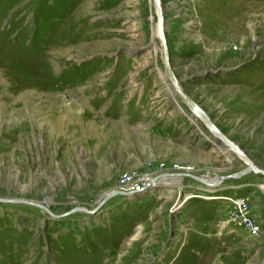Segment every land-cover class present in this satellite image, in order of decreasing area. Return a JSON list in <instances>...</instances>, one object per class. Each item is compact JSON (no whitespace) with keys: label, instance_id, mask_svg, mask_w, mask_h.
<instances>
[{"label":"rangeland","instance_id":"374dc122","mask_svg":"<svg viewBox=\"0 0 264 264\" xmlns=\"http://www.w3.org/2000/svg\"><path fill=\"white\" fill-rule=\"evenodd\" d=\"M161 5L183 90L264 166V0ZM155 26L152 0H0V264H264L224 189L259 182L173 104Z\"/></svg>","mask_w":264,"mask_h":264},{"label":"water","instance_id":"95a60500","mask_svg":"<svg viewBox=\"0 0 264 264\" xmlns=\"http://www.w3.org/2000/svg\"><path fill=\"white\" fill-rule=\"evenodd\" d=\"M154 4V14H155V34L160 44V56L161 62L164 68V73L166 75V79L175 93V96L179 100V103L184 106L188 112L190 113L191 117L199 122L201 126L204 127L206 133L209 136H212L214 140L211 144L214 147H224L228 149L231 153L235 154L236 156L240 157L244 161L245 168L242 171L237 172L234 175H231L232 178H241L248 174H254L255 176H259L262 180H264V168L260 167L255 163V161L244 151L242 150L238 144L230 139V137L224 134L218 126L213 122L207 113H205L183 90L182 86L178 82L176 78L171 63H170V56H169V49L167 44V39L165 36L166 24L164 18V12L161 5V0H152ZM179 177L182 179L185 177L184 174H179ZM2 201V199L0 200ZM183 203L182 200H177L176 208L181 206ZM75 211H79L81 213H89L92 214L94 211H89L87 209H75ZM54 219H61L64 216H56L50 214Z\"/></svg>","mask_w":264,"mask_h":264},{"label":"crops","instance_id":"0c3cea01","mask_svg":"<svg viewBox=\"0 0 264 264\" xmlns=\"http://www.w3.org/2000/svg\"><path fill=\"white\" fill-rule=\"evenodd\" d=\"M174 102V101H173ZM176 107H177V104L176 103H173ZM181 112V111H180ZM185 116V115H184ZM187 116V115H186ZM188 118V120L190 119L189 117H187ZM190 121V120H189ZM191 122V121H190ZM72 126L74 125V124H71ZM197 128V127H196ZM196 131H197V129H196ZM194 132V131H193ZM200 132H202V131H200ZM200 134V133H199ZM199 134H198V136H199ZM202 134V133H201ZM191 135V134H190ZM190 135H188V136H190ZM202 136H203V138L206 140V139H209L210 137H208V136H205V134H202ZM195 137H196V135H195ZM197 141H198V138H197ZM199 143L198 144H201V143H203V144H205V141L202 139V140H199L198 141ZM211 147V146H210ZM217 149H219L218 147H216ZM222 154H223V156L225 157V155H224V153L223 152H221ZM226 158V157H225ZM228 160V159H227ZM228 162L229 163H231V161L230 160H228ZM239 164V163H238ZM237 165V164H236ZM243 165H244V163H243ZM260 167H262V168H264V166H261L260 165ZM245 167H243V169H244ZM242 169V170H243ZM239 170V169H238ZM240 171V170H239ZM239 171H237V172H239ZM175 176V175H174ZM179 176V175H178ZM248 176H251L250 177V179L252 180L251 182H256V180H257V182H259V185H261V184H263L264 183V180H262L259 176H255L254 174H248ZM247 177V176H246ZM180 178V177H179ZM177 179V180H175V182H176V185L178 184H180L181 185V183H182V179L180 180V179ZM241 178H244V176L243 177H241ZM220 181H218V182H214V183H207V182H205V181H202V187H200V189L201 188H203V187H209V189H201L203 192H209L211 189H216L215 188V186H218V183H219ZM246 182V181H245ZM244 182L242 181V180H240V181H238V182H233L232 184H231V186H227L226 184L224 185L225 187H224V189H228L230 192H231V194H232V196L233 197H238V198H240V197H249L248 199H249V201H250V205H251V208H252V212H251V214L253 215V214H255L256 216V220L258 221L257 223H259V225H260V229H261V226L263 227V224H264V201H262V199L263 198H258V196L260 195L261 197H264L263 195H262V193H261V191H260V189H259V191H260V193H259V195L258 194H255V193H251V192H248V193H246V191H244L243 189L245 188L244 186H242V184H243ZM259 185H258V188H259ZM246 187H248V186H246ZM247 189V188H246ZM251 193V194H250ZM190 194H184L183 195V197H185L184 199V201L186 202V200H187V198H188V196H189ZM191 196V195H190ZM192 197H194V196H192ZM219 197H222V196H217V198H214V199H219ZM189 198H191V197H189ZM262 213V216L263 217H261V214ZM262 224V225H261Z\"/></svg>","mask_w":264,"mask_h":264},{"label":"built area","instance_id":"2783aa9c","mask_svg":"<svg viewBox=\"0 0 264 264\" xmlns=\"http://www.w3.org/2000/svg\"><path fill=\"white\" fill-rule=\"evenodd\" d=\"M142 178L139 179V177H136V181H129L127 183H124L126 185H121L122 188L130 186L131 184H134V186L139 182H144L145 180H142ZM133 182V183H132ZM136 183V184H135ZM130 186V187H134ZM140 188H137L135 191H138ZM260 191L262 195L264 196V183L260 185ZM229 202H231L234 206V212H233V221H237L245 230H247L250 235L256 236L260 232V226L256 222L255 218L251 215L252 208L250 205V201L247 197H225Z\"/></svg>","mask_w":264,"mask_h":264},{"label":"bare ground","instance_id":"6f19581e","mask_svg":"<svg viewBox=\"0 0 264 264\" xmlns=\"http://www.w3.org/2000/svg\"><path fill=\"white\" fill-rule=\"evenodd\" d=\"M154 34H155V30H154ZM158 51H160V48H158ZM162 79L165 81V83L168 85V93H169V95L170 96H172L173 97V99L175 100V102H176V104H177V106H179V100L177 99V97L175 96V93H174V91L172 90V88L170 87V85H169V83H168V81H167V79H166V75H165V73H164V75H163V77H162ZM180 110H181V108H179ZM189 118L191 119V120H193V122L194 123H196L195 121H194V119L191 117V115L189 114ZM198 127V126H197ZM207 134V133H206ZM206 136V135H205ZM208 136V135H207ZM210 137H212V136H210ZM220 147V146H219ZM218 147V148H219ZM147 179L148 178V176L147 177H143L142 179H141V181L142 180H144V179ZM147 180H149V178L147 179ZM130 186H134V184H131ZM129 186V188L126 190V192L127 193H129V191H131V187ZM3 200V199H2Z\"/></svg>","mask_w":264,"mask_h":264}]
</instances>
